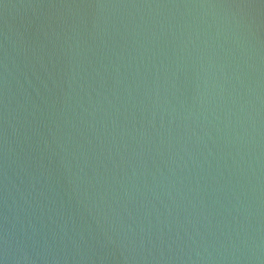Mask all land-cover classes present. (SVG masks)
Returning <instances> with one entry per match:
<instances>
[{"label": "water", "instance_id": "water-1", "mask_svg": "<svg viewBox=\"0 0 264 264\" xmlns=\"http://www.w3.org/2000/svg\"><path fill=\"white\" fill-rule=\"evenodd\" d=\"M0 264H264V0H0Z\"/></svg>", "mask_w": 264, "mask_h": 264}]
</instances>
